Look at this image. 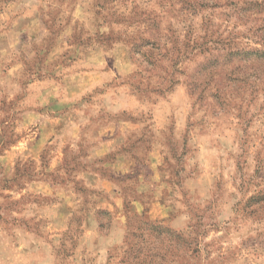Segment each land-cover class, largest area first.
I'll use <instances>...</instances> for the list:
<instances>
[{
  "label": "rangeland",
  "instance_id": "1",
  "mask_svg": "<svg viewBox=\"0 0 264 264\" xmlns=\"http://www.w3.org/2000/svg\"><path fill=\"white\" fill-rule=\"evenodd\" d=\"M199 1L0 0V264H264V87L217 93L250 26Z\"/></svg>",
  "mask_w": 264,
  "mask_h": 264
},
{
  "label": "trees",
  "instance_id": "2",
  "mask_svg": "<svg viewBox=\"0 0 264 264\" xmlns=\"http://www.w3.org/2000/svg\"><path fill=\"white\" fill-rule=\"evenodd\" d=\"M222 1L200 0L197 4L201 9H217L224 7ZM226 2V6L230 7V14L227 15L228 18L250 26L248 30L249 38L247 39L250 40L251 44L247 43V45L242 46L238 41L236 42L233 39H222L218 42L219 48H216L218 54L215 59L243 60L241 68H238L240 74H243L242 67L244 64L246 66L245 69L252 70V72L251 74L237 76L236 79H229L225 84L222 83L223 78H218L217 82L220 84L218 85L217 93L220 96L222 104L220 107L231 104V101L236 98H242L243 102L250 105L257 92L256 87H252L254 81L255 85H262L264 87V0H226ZM247 97L248 99H246ZM262 202L264 201L257 204ZM131 217L145 218V216L131 215L128 222H130ZM147 224L151 225L154 229L163 227L161 221L147 219ZM124 242L129 243L127 235Z\"/></svg>",
  "mask_w": 264,
  "mask_h": 264
},
{
  "label": "crops",
  "instance_id": "3",
  "mask_svg": "<svg viewBox=\"0 0 264 264\" xmlns=\"http://www.w3.org/2000/svg\"><path fill=\"white\" fill-rule=\"evenodd\" d=\"M120 207V206H119ZM129 215H138V216H145L151 221H165L168 219L169 214L166 210V207L161 203L159 198H156L148 207L145 209L144 205L140 201H132L130 209L128 210ZM128 214L126 212L121 211L118 214L116 221L114 220L110 232L108 235L103 236V239L106 241L107 248L104 249V253L102 252L100 259L105 257V251L109 250L113 246H118L123 242L125 237L126 226L128 222ZM171 223L175 227H183L184 222L177 217L171 220ZM98 228L93 232V234L98 235V229L100 228L99 223H97ZM117 236V237H116Z\"/></svg>",
  "mask_w": 264,
  "mask_h": 264
}]
</instances>
